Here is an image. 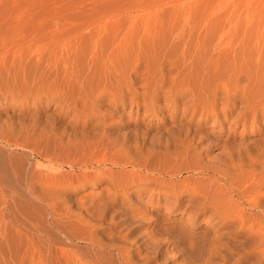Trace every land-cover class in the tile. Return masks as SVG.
Wrapping results in <instances>:
<instances>
[{"label": "rangeland", "instance_id": "1", "mask_svg": "<svg viewBox=\"0 0 264 264\" xmlns=\"http://www.w3.org/2000/svg\"><path fill=\"white\" fill-rule=\"evenodd\" d=\"M4 229L0 263L264 264V0H0Z\"/></svg>", "mask_w": 264, "mask_h": 264}, {"label": "bare ground", "instance_id": "2", "mask_svg": "<svg viewBox=\"0 0 264 264\" xmlns=\"http://www.w3.org/2000/svg\"><path fill=\"white\" fill-rule=\"evenodd\" d=\"M106 22V21H105ZM110 23V22H109ZM108 23V24H109ZM99 24V23H98ZM107 24V25H108ZM109 26V25H108ZM104 28H106V27H104ZM109 28V27H108ZM116 30V29H115ZM121 31V30H120ZM100 34V33H99ZM98 34V35H99ZM123 34V33H122ZM121 34V35H122ZM129 35V34H128ZM120 36V35H119ZM118 36V37H119ZM98 37V36H97ZM101 37V36H100ZM125 38H127V37H125ZM122 42V41H121ZM199 192H200V190H199ZM202 193V192H201ZM243 195V194H242ZM208 197V196H207ZM240 197V196H239ZM245 200H246V198H245ZM247 201V200H246ZM245 201V202H246ZM254 201V200H253ZM206 202V201H205ZM227 204V203H226ZM229 204V203H228ZM253 204V203H252ZM231 205V204H230ZM256 205V204H255ZM12 207V206H11ZM10 207V208H11ZM234 207V206H233ZM9 208V209H10ZM232 208V207H231ZM226 209H228V208H226ZM246 209V208H245ZM250 209H252V208H250ZM223 210H224V208H223ZM231 210V209H230ZM233 210V209H232ZM247 211V210H246ZM227 213H229V212H227ZM226 213V214H227ZM7 235H9L10 236V234H9V232L6 230V229H4L3 231H1L0 232V236H1V239H2V241H4L6 244H4V243H0V255H1V260H2V258L4 259V256L5 255H2V254H4V252H5V249L8 247V249H10V247H11V241L8 239V237H7ZM30 238V239H29ZM34 240H35V238L34 237H27V240H26V242H25V244H24V246H26L25 247V249H26V254H28V251L34 246ZM38 242H40V240L38 239ZM14 246H15V249H16V247L17 246H21V243H20V241H16V240H14V244H13ZM45 246H46V248L48 249V246L46 245V244H44ZM44 245H43V249L44 250H46V248L44 247ZM18 248V247H17ZM49 249H50V247H49ZM48 249V250H49ZM10 251V250H9ZM50 251H51V249H50ZM83 252V259H82V262L84 263V264H99V257H97L96 256V254L93 252V251H90V250H88V249H86V248H82V249H80L79 250V252ZM17 253V252H16ZM24 255V254H23ZM49 255V254H48ZM8 256V255H7ZM6 259H7V261H3V262H1L0 264H23V262L21 263L20 261L18 262V260H16V258H15V256L13 257V256H11V255H9V258H7L6 257ZM0 260V261H1Z\"/></svg>", "mask_w": 264, "mask_h": 264}]
</instances>
